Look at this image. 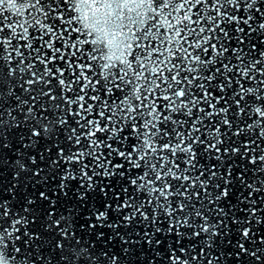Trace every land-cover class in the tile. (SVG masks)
<instances>
[{
  "label": "snow or ice",
  "instance_id": "1",
  "mask_svg": "<svg viewBox=\"0 0 264 264\" xmlns=\"http://www.w3.org/2000/svg\"><path fill=\"white\" fill-rule=\"evenodd\" d=\"M0 264H264V0H0Z\"/></svg>",
  "mask_w": 264,
  "mask_h": 264
},
{
  "label": "water",
  "instance_id": "2",
  "mask_svg": "<svg viewBox=\"0 0 264 264\" xmlns=\"http://www.w3.org/2000/svg\"><path fill=\"white\" fill-rule=\"evenodd\" d=\"M59 46V45H58ZM9 155L11 156L12 154L11 153H9ZM5 180H6V186H7V184L8 183H10V180H11V178H10V173L9 172H5ZM6 196H7V194H5ZM17 195H19V194H17Z\"/></svg>",
  "mask_w": 264,
  "mask_h": 264
},
{
  "label": "clouds",
  "instance_id": "3",
  "mask_svg": "<svg viewBox=\"0 0 264 264\" xmlns=\"http://www.w3.org/2000/svg\"><path fill=\"white\" fill-rule=\"evenodd\" d=\"M84 2H85V3H88V2H89V0H84ZM144 2H147V0H144ZM112 46H113V47H115V46H116V45H115V40H113V41H112Z\"/></svg>",
  "mask_w": 264,
  "mask_h": 264
}]
</instances>
